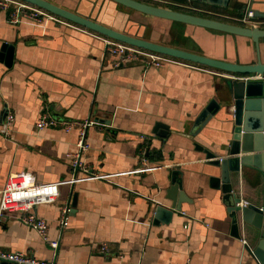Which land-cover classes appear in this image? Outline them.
I'll return each mask as SVG.
<instances>
[{"label":"crops","instance_id":"obj_1","mask_svg":"<svg viewBox=\"0 0 264 264\" xmlns=\"http://www.w3.org/2000/svg\"><path fill=\"white\" fill-rule=\"evenodd\" d=\"M46 1L152 43L228 63L256 62L248 38L149 17L109 0ZM143 3L177 7L167 0ZM181 5L197 12L188 14L229 24L246 10L264 13V0H229L225 8L189 0ZM254 22L264 29V19ZM107 40L61 19L13 25L0 11V193L7 177L20 172L36 186L60 184L55 201L36 208L47 223V241L6 217L0 221V250L56 264H259L246 249L255 246L257 231L240 217L233 223L220 169L205 154L227 155L232 111L196 125L230 75L183 61L161 69L138 63L116 67L105 53ZM259 57L264 64V39ZM7 114L14 118L10 126ZM43 115L97 123L87 130L84 161L101 177L67 184L66 156L76 151L77 129L37 130ZM141 149L144 172L137 171ZM173 172H179L187 200L169 215ZM234 181L241 201L263 206L264 186L256 172L243 169ZM68 202V226L61 231L60 210Z\"/></svg>","mask_w":264,"mask_h":264},{"label":"water","instance_id":"obj_2","mask_svg":"<svg viewBox=\"0 0 264 264\" xmlns=\"http://www.w3.org/2000/svg\"><path fill=\"white\" fill-rule=\"evenodd\" d=\"M36 7L54 17L70 22L109 40L122 43L137 49L155 53L164 57L177 59L194 65L203 66L213 70L224 72L231 77L225 78L217 89L218 94L205 107L196 121V125H204L215 114L231 110V142L227 155L216 158L205 152L211 166L220 169V189L225 196V203L233 223L237 225L239 217L242 223L247 224L257 231V241L253 248L246 247L259 264H264V193L263 206L249 205L241 208V199L233 189L234 179L242 174L243 169L256 172L264 186V80L244 81L232 78L233 76L245 77L249 75H264V64L259 57V41L264 39V29L259 27H244L229 24L209 18H204L188 13L175 11L169 8L153 6L136 0H109L124 8L140 14L168 20L185 25L200 27L208 30L222 32L233 36L251 39L255 46L256 62L250 65H240L224 61L210 59L187 51L152 43L141 38L129 36L100 25L90 16L81 15L78 12L65 10L46 0H18ZM198 1L212 6L225 8L229 0H189ZM254 18L264 19V13H254ZM106 126L108 123H102ZM179 172H173L171 178L170 193L173 196L171 215L174 211L180 212V204L187 198L182 192L181 181L176 177ZM235 175V177H233ZM178 192H180L178 194ZM179 196V197H178ZM178 198V199H176ZM161 208L155 210L157 217ZM165 211V210H164ZM0 264H8L0 262Z\"/></svg>","mask_w":264,"mask_h":264},{"label":"built area","instance_id":"obj_3","mask_svg":"<svg viewBox=\"0 0 264 264\" xmlns=\"http://www.w3.org/2000/svg\"><path fill=\"white\" fill-rule=\"evenodd\" d=\"M172 4H175L177 7H182V5L178 3ZM0 11L6 13L7 22L13 25L28 23L35 26H42L49 21L59 19L18 0H0ZM254 19L253 11L246 10L240 18L236 19V22L244 27H259L257 22H254ZM105 53L115 58L116 67L138 63L144 68L161 69L168 62L180 61L109 39L106 41ZM232 78L244 81H259L264 80V75H249L245 77L233 76ZM13 119V115L7 114L5 116V126H10L13 123ZM96 125L97 123L91 118L82 122H66L50 118L47 115H43L36 124L37 130H41L44 127H62L64 132L68 133L73 128L77 129L76 151L66 156L70 167V178L67 181L69 185H73L82 180L101 177L95 174L84 161V157L90 149L87 142V130ZM144 140L146 139L144 138ZM137 159L140 164L137 171L144 172L148 170L144 149L139 150ZM59 185L60 184L57 183L49 186H36L33 184L31 177L25 172L10 174L0 193V221L6 217H13L22 225L36 231L43 241H47V223L44 219L37 216L36 208L40 205L52 204L58 194ZM249 205L247 201H241L239 204L241 208L248 207ZM69 217L70 204L68 202L65 203L60 210L58 222L61 231L68 226ZM186 227L187 226H185V228ZM50 245L56 248L58 242H51ZM100 250L101 252H105L107 251V247L103 245ZM0 262L8 264H56L52 261L37 260L21 252L9 253L1 250Z\"/></svg>","mask_w":264,"mask_h":264},{"label":"trees","instance_id":"obj_4","mask_svg":"<svg viewBox=\"0 0 264 264\" xmlns=\"http://www.w3.org/2000/svg\"><path fill=\"white\" fill-rule=\"evenodd\" d=\"M136 1H141V2H144V1H142V0H136ZM168 2H174V3H178V4H181L184 0H167ZM146 3H147V1H146ZM148 3H150V2H148ZM151 3H153V2H151ZM153 4H155V5H158V4H156V3H153ZM171 9H173V10H175V11H179V12H185V13H192V14H197V12H191L190 10L188 11L187 9H184V8H181V7H174V6H171L170 7ZM64 21V20H63ZM65 22H67V21H65ZM233 24H236V25H239V24H237L236 22H233ZM169 58V57H168ZM191 64V63H190ZM197 66H199V65H197ZM201 67H203V66H201Z\"/></svg>","mask_w":264,"mask_h":264}]
</instances>
